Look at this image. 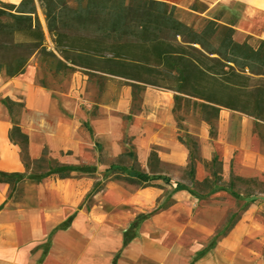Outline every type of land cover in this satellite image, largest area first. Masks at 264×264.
<instances>
[{
    "label": "crops",
    "instance_id": "crops-1",
    "mask_svg": "<svg viewBox=\"0 0 264 264\" xmlns=\"http://www.w3.org/2000/svg\"><path fill=\"white\" fill-rule=\"evenodd\" d=\"M23 1L0 0V6L18 8ZM52 50L55 51L53 46ZM57 62L55 57L44 60L34 55L21 75L14 78L5 74L0 76V172L24 174L26 171L23 149L10 135L16 122L20 133L28 138L31 160H38L47 149L50 158L64 165H74L75 157L82 152L86 142V135L81 132L84 123L92 136H111L116 143L123 139L124 132L120 128L124 119L107 113L110 107L98 104L101 115L94 118H89L78 106L71 117H62L52 111L53 91L38 84L37 75L40 70L54 72ZM122 96L116 108H121L122 115H128L129 105ZM7 99L24 105L17 117L6 105ZM88 190L76 178L48 177L34 187L35 203L20 207L11 203L10 186L0 183V264H62L59 257L62 244L71 242L76 227L74 220L69 222V218ZM66 223L68 225L61 233L59 229Z\"/></svg>",
    "mask_w": 264,
    "mask_h": 264
},
{
    "label": "rangeland",
    "instance_id": "rangeland-1",
    "mask_svg": "<svg viewBox=\"0 0 264 264\" xmlns=\"http://www.w3.org/2000/svg\"><path fill=\"white\" fill-rule=\"evenodd\" d=\"M70 3L74 6L73 0H70ZM36 4L37 15L46 36V47L49 53L47 59L49 57L58 59L54 72L40 70L37 75L38 84L53 91L52 111L62 117H71L78 106L89 118H94L101 115L98 104L105 106L102 101L113 99L118 87L121 88L122 99L126 98L127 106L129 105L128 115H122L121 108L117 109V105L107 106L110 107L106 110L107 113L124 119L120 128L124 132L123 139L117 143L111 136L99 137L95 134L92 136L87 123L81 127V132L86 135V142L83 143L82 152L75 157L77 162L73 166L76 168L72 171L71 178L81 180V183L83 182L89 190L82 196V203L76 205L75 211L69 218V222L74 220L76 227L71 234V242L69 241L67 245L64 242L62 244L63 249L59 252L60 260L62 264H113L115 256L119 254L116 264H136L133 187L116 180V175L112 174V171H107L110 165H120L117 166L119 173L123 172L125 175L129 173L127 166L132 165L131 159L118 158L126 151L132 152L130 80L121 79L111 82L107 80L108 76L91 77L80 68L75 71L68 68L58 71L59 60L62 57L56 50L54 38L48 32L46 18L37 0ZM0 8L13 13H17L19 9V7L14 8L8 5L0 6ZM52 53L54 56H50ZM74 79L76 84L73 86ZM118 82L121 83L118 84ZM21 110V106L16 105L14 115L17 117ZM15 140L20 142L18 137H15ZM96 144L103 147L104 156L101 159ZM46 172L52 173L53 169ZM29 178L26 176L17 178L16 184L10 188L11 203L18 202L24 206L35 203V191L27 183ZM33 179L38 177L33 176ZM94 186L95 189L99 188L102 191L89 199L88 195L95 190ZM69 222L67 223L70 224ZM67 223L61 225L59 229L61 233L67 227Z\"/></svg>",
    "mask_w": 264,
    "mask_h": 264
},
{
    "label": "trees",
    "instance_id": "trees-1",
    "mask_svg": "<svg viewBox=\"0 0 264 264\" xmlns=\"http://www.w3.org/2000/svg\"><path fill=\"white\" fill-rule=\"evenodd\" d=\"M37 2L42 7L56 50L62 57L58 71L67 68L75 71L80 68L91 77L108 76L107 80L111 82L129 79L127 0H73L74 6H71L70 0ZM34 55L41 56L44 60L49 56L46 36L37 15L36 0H24L17 13L0 8V76L5 74L14 78L21 75ZM120 92L121 88L118 87L114 98L103 100L102 103L105 106L117 105ZM6 105L13 114L16 105L21 108L24 106L10 99L6 100ZM10 135L14 141L15 137L20 139L26 171L24 174L0 172V183L11 188L16 184L17 178L26 176L30 177L27 183L34 189L48 177L61 180L72 177L71 173L76 167L50 158L47 149L38 160H31L28 156V138L20 133L17 122ZM96 146L101 159L104 156L103 147ZM124 157L132 160V152L126 151L118 158L121 160ZM117 166L120 165H110L107 171H112L116 180L133 187V166H127L129 173L125 175L123 172L119 173ZM49 169H53V172L47 173ZM33 176L38 179H33ZM100 191L102 189L96 188L88 198L91 199ZM34 197L36 198V191ZM12 204L30 206L18 202ZM118 255L115 256L113 264L117 263Z\"/></svg>",
    "mask_w": 264,
    "mask_h": 264
}]
</instances>
